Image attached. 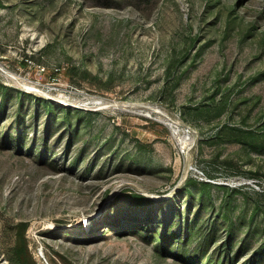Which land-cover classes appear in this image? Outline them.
Returning a JSON list of instances; mask_svg holds the SVG:
<instances>
[{
	"label": "rangeland",
	"instance_id": "1",
	"mask_svg": "<svg viewBox=\"0 0 264 264\" xmlns=\"http://www.w3.org/2000/svg\"><path fill=\"white\" fill-rule=\"evenodd\" d=\"M21 222L27 264H264V0H0V264Z\"/></svg>",
	"mask_w": 264,
	"mask_h": 264
},
{
	"label": "trees",
	"instance_id": "2",
	"mask_svg": "<svg viewBox=\"0 0 264 264\" xmlns=\"http://www.w3.org/2000/svg\"><path fill=\"white\" fill-rule=\"evenodd\" d=\"M25 228V223L21 222L17 224L15 236L5 250L6 258L11 264H27L28 261H31L24 237Z\"/></svg>",
	"mask_w": 264,
	"mask_h": 264
}]
</instances>
